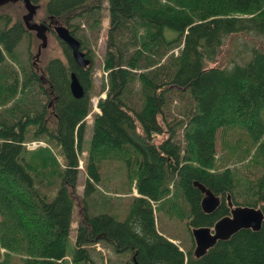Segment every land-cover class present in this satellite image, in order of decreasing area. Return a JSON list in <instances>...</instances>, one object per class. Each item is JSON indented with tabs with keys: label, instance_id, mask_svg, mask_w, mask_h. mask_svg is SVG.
<instances>
[{
	"label": "trees",
	"instance_id": "trees-1",
	"mask_svg": "<svg viewBox=\"0 0 264 264\" xmlns=\"http://www.w3.org/2000/svg\"><path fill=\"white\" fill-rule=\"evenodd\" d=\"M21 1L35 8L40 0ZM105 8V96L87 125L94 52L80 30L84 21L97 31ZM44 11L68 26L91 61L78 66L61 41L65 59L50 58L40 73L31 51L21 57L24 18L0 13V264L11 252L22 254L18 264H66L67 256L71 264H101L96 244L122 264H264V221L199 258L191 234L230 213L228 196L264 213V50L245 47L246 60L207 64L229 35L264 36V0H47ZM72 72L84 88L80 98L70 91ZM20 92L27 97L18 100ZM87 128L81 216L68 255ZM221 130L237 135L233 161H219ZM157 135L165 137L155 142ZM43 139L58 149L62 167L30 157L24 143ZM248 148L250 164L236 166ZM114 159L123 164L122 183L137 192L123 207L97 186L102 163ZM195 181L220 198L212 212L203 211Z\"/></svg>",
	"mask_w": 264,
	"mask_h": 264
},
{
	"label": "rangeland",
	"instance_id": "rangeland-1",
	"mask_svg": "<svg viewBox=\"0 0 264 264\" xmlns=\"http://www.w3.org/2000/svg\"><path fill=\"white\" fill-rule=\"evenodd\" d=\"M46 1L47 0H40L39 4L35 7V10L30 15L24 2L21 0L9 2L0 6V13H9L11 15L12 20H14L15 18L25 19L26 24L28 25L29 35L28 37L24 36L21 39L19 43V50L22 55L21 57L24 59L28 56L29 52L31 51L32 60L35 62L36 68L39 70L40 73L44 69L46 62L50 58L59 56L65 59L62 44L63 41L61 42L60 38L56 35L54 29L47 28L48 26L53 28L54 22L50 21V19L46 17L44 11V4ZM103 4H107V0H103ZM59 22L63 23L61 21ZM108 23V10L105 8L103 10L100 27L97 31H90L84 21L81 24L80 31L87 33L88 45L94 52L92 67L93 85L89 90L91 96L92 111L86 118L87 125H89L92 121L91 114L99 112V109L97 107L99 97L105 96L104 93H102L101 95H99V93L101 91L103 82H106L105 76L107 73L105 74L106 71L103 68V57L105 52V39L108 29ZM45 25H47L46 28ZM253 46L259 47L264 50V36L250 35L244 33L229 35L221 46L215 60H209L207 61V64L208 66H214V64H217V66H227V64H231L233 60H246L248 58V53L243 51V49L245 47L250 48ZM83 50L88 51L87 47H83ZM0 77H2V75ZM26 97V92H20L17 98L18 100H21ZM3 109V105H0V110ZM230 133L231 131H228V135L224 136L223 131L221 130L217 138L216 153L217 155H225V157L220 156L219 161L224 160V162H230L238 157L239 146L234 144V139H236L237 135ZM89 135H91V130L89 131V129L87 128L85 140L82 146V152L78 153V176L77 186L74 192L75 201L73 210V221L71 223L68 234V255H71L73 251L74 241L76 237V226L81 216V199L83 196V187L86 178L85 163L89 158ZM164 137L165 135H157L155 136L154 140L155 142H159ZM36 141L44 142V145H39L35 148H26L30 150L29 152H31L30 157L35 158V160L37 161H40L41 157L48 158L47 166L50 170L55 169L56 165L62 167V158L59 154L58 149L54 146L53 142H48L45 139ZM248 151L249 152L245 154L243 158L237 160L238 162L236 166H239L241 164H250L251 160L249 159L254 149L248 148ZM53 158L56 163L55 161H53ZM79 162H81V167H79ZM99 170L101 182L97 185L98 189L104 194L110 195L114 202L120 203L123 207L128 202L131 195H137V192L134 188V184H131L130 190H127L128 188L125 183H122L124 180V178H122V176H124V167L120 159L104 161ZM46 190H48V192H52L54 190V186L46 188ZM176 221L177 220H174V223ZM183 235L185 236L184 240H186L187 235L185 233ZM95 249L96 251L101 252V255L103 257V261L101 262V264H122L121 261H117L118 257L114 253H112L110 248L105 247L102 244H96ZM0 252H5V249L0 247ZM9 255V264H18L20 262V258L22 257V254L19 252H11L9 253ZM66 260V264H71L69 256L66 257Z\"/></svg>",
	"mask_w": 264,
	"mask_h": 264
},
{
	"label": "water",
	"instance_id": "water-1",
	"mask_svg": "<svg viewBox=\"0 0 264 264\" xmlns=\"http://www.w3.org/2000/svg\"><path fill=\"white\" fill-rule=\"evenodd\" d=\"M15 1L18 0H0V6ZM26 7L29 15L35 10L30 5ZM50 21L54 22L53 29L56 35L70 48L72 57L78 66L83 68L88 67L91 60L86 55V51L81 48L80 40L70 32L68 26L60 23L59 20L50 18ZM26 26L28 27L27 24ZM69 87L73 97L80 98L84 95V88L74 72L70 74ZM194 184L203 193L201 200L203 211L210 213L215 210L220 202V198L198 181H195ZM228 205L230 206V213L219 218L212 227L200 226L191 229L195 242L193 254L196 258L204 255L217 241L227 240L241 229L258 231L261 228L264 221V213L260 208L247 205H233L229 196Z\"/></svg>",
	"mask_w": 264,
	"mask_h": 264
},
{
	"label": "built area",
	"instance_id": "built-area-1",
	"mask_svg": "<svg viewBox=\"0 0 264 264\" xmlns=\"http://www.w3.org/2000/svg\"><path fill=\"white\" fill-rule=\"evenodd\" d=\"M107 72H105L106 74ZM25 147L26 148H35L36 146H39V145H44V142H40V141H31V142H26L24 143ZM78 167V166H77ZM79 167H81V162H79Z\"/></svg>",
	"mask_w": 264,
	"mask_h": 264
},
{
	"label": "bare ground",
	"instance_id": "bare-ground-1",
	"mask_svg": "<svg viewBox=\"0 0 264 264\" xmlns=\"http://www.w3.org/2000/svg\"><path fill=\"white\" fill-rule=\"evenodd\" d=\"M108 77V76H107Z\"/></svg>",
	"mask_w": 264,
	"mask_h": 264
},
{
	"label": "flooded vegetation",
	"instance_id": "flooded-vegetation-1",
	"mask_svg": "<svg viewBox=\"0 0 264 264\" xmlns=\"http://www.w3.org/2000/svg\"><path fill=\"white\" fill-rule=\"evenodd\" d=\"M39 28V27H38Z\"/></svg>",
	"mask_w": 264,
	"mask_h": 264
}]
</instances>
